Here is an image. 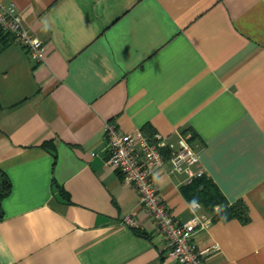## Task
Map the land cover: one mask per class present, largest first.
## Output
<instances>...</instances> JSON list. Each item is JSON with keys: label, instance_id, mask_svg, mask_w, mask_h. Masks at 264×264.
Returning <instances> with one entry per match:
<instances>
[{"label": "crops", "instance_id": "obj_1", "mask_svg": "<svg viewBox=\"0 0 264 264\" xmlns=\"http://www.w3.org/2000/svg\"><path fill=\"white\" fill-rule=\"evenodd\" d=\"M11 1L47 48L35 60L0 29V264H179L107 163V122L187 136L247 219L214 220L168 164L163 200L180 221L211 219L194 237L219 246L208 264H264V0Z\"/></svg>", "mask_w": 264, "mask_h": 264}, {"label": "built area", "instance_id": "obj_2", "mask_svg": "<svg viewBox=\"0 0 264 264\" xmlns=\"http://www.w3.org/2000/svg\"><path fill=\"white\" fill-rule=\"evenodd\" d=\"M0 29L11 33L15 42L27 47L32 58L44 59L46 44L24 22L15 2H0ZM105 133L109 151L107 163L115 166L125 181L134 185L143 209L157 223L167 242L169 256L179 264H208V255L219 246H199L194 237L211 219L178 220L163 200L156 180L157 172L167 164L169 174L182 173L189 180L202 174L197 170L199 151L189 138L180 135L172 139L159 132L152 136L142 131L125 132L112 122L106 123ZM125 223L138 225L133 214L126 216Z\"/></svg>", "mask_w": 264, "mask_h": 264}, {"label": "trees", "instance_id": "obj_3", "mask_svg": "<svg viewBox=\"0 0 264 264\" xmlns=\"http://www.w3.org/2000/svg\"><path fill=\"white\" fill-rule=\"evenodd\" d=\"M0 33L2 31L0 30ZM147 136H152L155 132H144ZM12 189V183L7 173L0 167V218L4 212L2 207L3 199L9 195ZM183 195L190 203L200 202L210 212H212L214 220H228L239 217L242 220L247 219L246 205L243 201L228 203L224 194L220 191L213 180L203 173L195 176L189 183L181 188ZM62 193L65 192L62 190ZM215 206H219V210H215Z\"/></svg>", "mask_w": 264, "mask_h": 264}]
</instances>
